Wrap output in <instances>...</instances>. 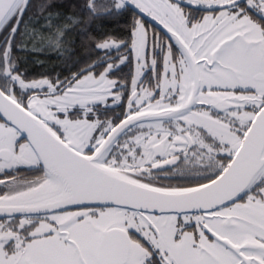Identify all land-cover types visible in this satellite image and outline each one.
<instances>
[{
    "label": "snow or ice",
    "instance_id": "obj_1",
    "mask_svg": "<svg viewBox=\"0 0 264 264\" xmlns=\"http://www.w3.org/2000/svg\"><path fill=\"white\" fill-rule=\"evenodd\" d=\"M68 7L0 0V264H264V0ZM126 15L69 75L21 58Z\"/></svg>",
    "mask_w": 264,
    "mask_h": 264
},
{
    "label": "trees",
    "instance_id": "obj_2",
    "mask_svg": "<svg viewBox=\"0 0 264 264\" xmlns=\"http://www.w3.org/2000/svg\"><path fill=\"white\" fill-rule=\"evenodd\" d=\"M33 2L38 4L40 3V0H33ZM56 2L65 5V11H70L71 9L68 7L69 5L82 4L83 0H56ZM131 21V15L118 17H101L93 21L91 25L88 26V36H85L81 32V29L74 31L70 34L69 37L73 41L71 45L72 53L70 56V60L71 57L84 59L89 55H95L90 46V38H101L105 34L126 36L128 32V26L131 24ZM34 57L38 58V60L42 63H33L31 59ZM21 58L25 61V66L28 72H32L33 65H38L42 71H47L50 67L57 68L61 66V64L68 63L69 61V57L67 55L58 56L56 53L43 54L38 57H25L23 54H21ZM81 61L84 62V60Z\"/></svg>",
    "mask_w": 264,
    "mask_h": 264
},
{
    "label": "flooded vegetation",
    "instance_id": "obj_3",
    "mask_svg": "<svg viewBox=\"0 0 264 264\" xmlns=\"http://www.w3.org/2000/svg\"><path fill=\"white\" fill-rule=\"evenodd\" d=\"M203 14H204L203 12H200V13H197V16H200ZM147 18L151 19V17H147ZM131 20H132V16H131ZM153 22H154V24L147 21V27H148L150 35H153V34H155L157 36H168V35H170L167 33L166 29L163 28V25L159 24L157 21H153ZM77 30H80V29L78 28ZM90 58L94 59L95 55L94 56L89 55V56L85 57L84 59H80L78 57H71V60L69 58L68 63L61 64V66H59L57 68H55V67L51 68L50 67V68H48L47 71H42L38 65H33L32 72H29V73H31V75L33 77H39L40 74H42V73L49 75L53 78H55L58 75L63 77V76L69 75L70 69L74 71V70H76L77 67L84 66L89 61ZM31 60L32 61L38 60V58L34 57ZM81 60H84V62H82ZM133 72H134V61L131 65L124 67V71L122 73H120L119 75L130 77V74ZM125 107H126V101H125ZM117 111H119V109H117Z\"/></svg>",
    "mask_w": 264,
    "mask_h": 264
},
{
    "label": "water",
    "instance_id": "obj_4",
    "mask_svg": "<svg viewBox=\"0 0 264 264\" xmlns=\"http://www.w3.org/2000/svg\"><path fill=\"white\" fill-rule=\"evenodd\" d=\"M144 19H145L146 21H148V22H150V23H153V24H154V22H153L151 19L147 18L146 16L144 17Z\"/></svg>",
    "mask_w": 264,
    "mask_h": 264
}]
</instances>
